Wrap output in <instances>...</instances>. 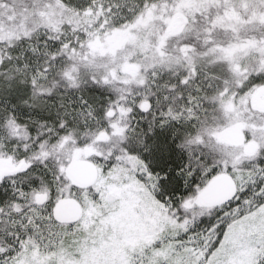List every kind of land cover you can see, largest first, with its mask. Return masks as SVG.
<instances>
[{"label": "snow or ice", "instance_id": "1", "mask_svg": "<svg viewBox=\"0 0 264 264\" xmlns=\"http://www.w3.org/2000/svg\"><path fill=\"white\" fill-rule=\"evenodd\" d=\"M0 264H264V0H0Z\"/></svg>", "mask_w": 264, "mask_h": 264}]
</instances>
